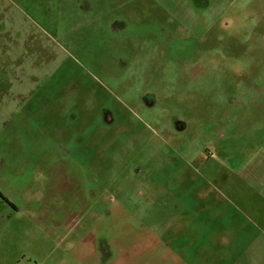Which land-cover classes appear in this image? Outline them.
<instances>
[{
    "label": "rangeland",
    "instance_id": "obj_1",
    "mask_svg": "<svg viewBox=\"0 0 264 264\" xmlns=\"http://www.w3.org/2000/svg\"><path fill=\"white\" fill-rule=\"evenodd\" d=\"M0 264H264V0H0Z\"/></svg>",
    "mask_w": 264,
    "mask_h": 264
},
{
    "label": "trees",
    "instance_id": "obj_2",
    "mask_svg": "<svg viewBox=\"0 0 264 264\" xmlns=\"http://www.w3.org/2000/svg\"><path fill=\"white\" fill-rule=\"evenodd\" d=\"M0 198H1V199H4V197H3L1 194H0Z\"/></svg>",
    "mask_w": 264,
    "mask_h": 264
}]
</instances>
